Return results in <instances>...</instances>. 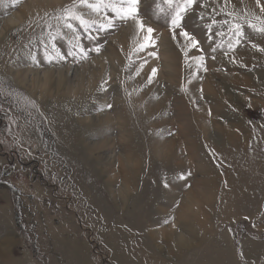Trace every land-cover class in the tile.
I'll return each instance as SVG.
<instances>
[{"label": "rangeland", "instance_id": "obj_1", "mask_svg": "<svg viewBox=\"0 0 264 264\" xmlns=\"http://www.w3.org/2000/svg\"><path fill=\"white\" fill-rule=\"evenodd\" d=\"M177 3L0 0V264H264V0Z\"/></svg>", "mask_w": 264, "mask_h": 264}, {"label": "snow or ice", "instance_id": "obj_2", "mask_svg": "<svg viewBox=\"0 0 264 264\" xmlns=\"http://www.w3.org/2000/svg\"><path fill=\"white\" fill-rule=\"evenodd\" d=\"M80 2L95 12H99L103 7H110L112 11L115 13V16L117 18L133 19L137 21L140 29L144 28L142 22L138 20L139 0H119V4L121 5L120 7H117L115 3L105 4L104 0H98L97 3H89L88 0H80ZM196 2L197 0H183L182 4L177 3L175 8H170V12L172 14L171 23L174 28H178L181 26V20L183 19L182 13H186V11L190 9ZM166 3L171 5L173 3V0H166ZM256 3L258 6H260V0H256ZM74 7L75 5H73L70 8H67L64 12V15L79 20L82 25H85L87 27L89 25V21L84 20L82 16L76 14L73 11ZM260 7H261V11L264 12V6H260ZM229 15L232 14L229 13ZM257 19L259 20L260 18L257 17ZM225 23H227V21ZM101 27H112V19L109 18L107 24L101 25ZM249 27L253 28L256 31H259L260 33H264V27L257 28L255 24H251V23H249ZM233 30H234V34L237 37L243 36V32L241 31V25L239 24L232 25L230 31ZM152 31L153 30L151 28L147 29L148 33H151ZM181 34L191 42L192 47L197 46L198 42L193 37H191L187 32H182ZM236 42L238 44L240 42L239 39H237ZM253 47H255V45H253ZM96 51H99V49H96ZM261 51H264V49H261ZM199 59L203 61V57H200ZM153 74H155V70L153 71Z\"/></svg>", "mask_w": 264, "mask_h": 264}, {"label": "bare ground", "instance_id": "obj_3", "mask_svg": "<svg viewBox=\"0 0 264 264\" xmlns=\"http://www.w3.org/2000/svg\"><path fill=\"white\" fill-rule=\"evenodd\" d=\"M34 3H35V1H34ZM34 6H35V4H34ZM33 8V5H32V7H31V9ZM17 17V20H20L19 19V17H21L20 15H17L16 16ZM15 17V18H16ZM24 19V18H23ZM23 21V23H24V20H22ZM21 21V22H22ZM51 70V69H50ZM45 71H48V70H45ZM49 73H51V72H49ZM48 73V75H47V78H49V83H51V81H50V78H51V75ZM53 82V81H52ZM215 121V120H214ZM220 130H221V128H220ZM178 145V144H177ZM176 146V145H175ZM180 147V146H179ZM173 149V148H172ZM114 156H117V155H114ZM108 158V157H107ZM116 159V158H115ZM116 160H118L119 161V165L117 166V169H115V170H118L119 168H121V165L124 167L125 166V164H124V162H123V158H122V156H119V158H117ZM116 160H114V162H116ZM127 162V161H126ZM129 162V161H128ZM120 170V169H119ZM199 190V189H198ZM198 194V193H197ZM197 196H199V195H197ZM200 196H202V194H200ZM193 198V197H192ZM191 198V199H192ZM190 203V202H189ZM194 203V202H193ZM185 205H186V203H185ZM187 207H188V204L186 205ZM185 206V207H186ZM158 234V233H157ZM161 234V233H160ZM170 234H171V236H172V238L174 239V241H175V239H177L176 238V236H178L177 234H176V232L175 231H170Z\"/></svg>", "mask_w": 264, "mask_h": 264}]
</instances>
